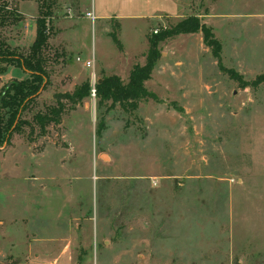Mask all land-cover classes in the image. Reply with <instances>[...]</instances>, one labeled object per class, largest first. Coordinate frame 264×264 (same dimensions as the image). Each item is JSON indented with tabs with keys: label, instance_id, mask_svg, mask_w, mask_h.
Wrapping results in <instances>:
<instances>
[{
	"label": "rangeland",
	"instance_id": "1",
	"mask_svg": "<svg viewBox=\"0 0 264 264\" xmlns=\"http://www.w3.org/2000/svg\"><path fill=\"white\" fill-rule=\"evenodd\" d=\"M5 3L16 19L0 38L26 54L38 2ZM84 5L54 0L49 82L0 148V264H264V0ZM92 5L111 18H86ZM192 14L219 58L201 31L180 33L159 43L145 82L156 98L132 109L92 94L103 76L125 83L152 31ZM21 75L7 66L0 89ZM57 100L59 123L40 134L33 114Z\"/></svg>",
	"mask_w": 264,
	"mask_h": 264
},
{
	"label": "trees",
	"instance_id": "2",
	"mask_svg": "<svg viewBox=\"0 0 264 264\" xmlns=\"http://www.w3.org/2000/svg\"><path fill=\"white\" fill-rule=\"evenodd\" d=\"M36 1L38 2V15L35 38L29 46L28 52L24 54L10 47L0 38V62L5 64L0 66V73L4 72L9 65L20 67L28 73L26 78H14L0 89V147L4 143L8 144L12 134L21 131L22 127L27 124V120L22 117L23 112L34 102L40 90L44 89L49 82L41 51L47 44V18L50 16L54 0ZM6 6L5 0H0V27L10 16L13 20L16 19L13 14L6 15L7 11L4 10ZM198 31L202 32L204 40L211 47L214 55L219 58L220 43L214 37L211 27L203 23L197 15H188L170 27L157 29L156 32L152 31L148 37L145 62L132 66L125 83L117 75L101 77L95 83L96 94L100 100L110 99L113 102L124 103L132 109L136 108V101L139 99L156 98V94L147 89L145 82L151 77L153 68L161 55L159 43L180 33ZM113 37L117 42L114 35ZM260 78H264V74ZM89 94L90 86L86 82L79 90H75L67 97L72 102H76ZM63 110L61 102L57 100L56 105L47 106L45 111H37L33 114L32 119L38 125L40 134L45 132L47 125L59 123Z\"/></svg>",
	"mask_w": 264,
	"mask_h": 264
},
{
	"label": "crops",
	"instance_id": "3",
	"mask_svg": "<svg viewBox=\"0 0 264 264\" xmlns=\"http://www.w3.org/2000/svg\"><path fill=\"white\" fill-rule=\"evenodd\" d=\"M80 1V5H81V9L83 10V7L85 6L84 5V0H79ZM37 6V5H36ZM37 9H38V6H37ZM91 12L93 15H94V17L96 18L97 16H99L98 18L99 19H102V20H108V19H110L111 17H110V14H100V15H95L94 14V11H95V6H93L92 5V7H91V9H87V10H85V16H86V18H90V17H88L87 15H86V12ZM121 15H123V14H119V16H121ZM117 15H114L113 16V18L114 17H116ZM119 16H117V17H119ZM124 16H135L134 14H125ZM35 20H36V18H35ZM35 30H36V25H34L33 26V29H32V31H33V35H32V39H31V43L33 42V40H34V38H35ZM31 45V44H30ZM20 68V67H19ZM23 70V69H22ZM24 71V70H23ZM25 72V71H24ZM28 76V73L27 72H25V75H21V76H17L16 77V79H24V78H26ZM36 195V194H35ZM2 222H3V220L0 218V225H2Z\"/></svg>",
	"mask_w": 264,
	"mask_h": 264
},
{
	"label": "built area",
	"instance_id": "4",
	"mask_svg": "<svg viewBox=\"0 0 264 264\" xmlns=\"http://www.w3.org/2000/svg\"><path fill=\"white\" fill-rule=\"evenodd\" d=\"M86 15L88 16V17H90L91 19H94V15L91 13V12H86ZM157 31V29H154L153 30V32H156ZM87 65H90V62L89 61H87V63H86ZM91 92H92V94H94V92H95V86L93 85V87H92V89H91Z\"/></svg>",
	"mask_w": 264,
	"mask_h": 264
},
{
	"label": "water",
	"instance_id": "5",
	"mask_svg": "<svg viewBox=\"0 0 264 264\" xmlns=\"http://www.w3.org/2000/svg\"><path fill=\"white\" fill-rule=\"evenodd\" d=\"M41 91V90H40ZM6 145V143H4L0 148L4 147Z\"/></svg>",
	"mask_w": 264,
	"mask_h": 264
}]
</instances>
